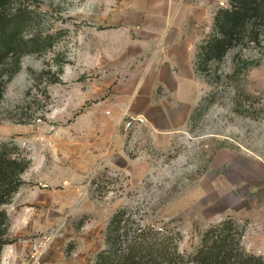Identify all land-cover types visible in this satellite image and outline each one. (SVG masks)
Masks as SVG:
<instances>
[{
  "label": "rangeland",
  "instance_id": "obj_1",
  "mask_svg": "<svg viewBox=\"0 0 264 264\" xmlns=\"http://www.w3.org/2000/svg\"><path fill=\"white\" fill-rule=\"evenodd\" d=\"M222 8L229 0H23L8 9L28 10L25 37L41 46L0 102V145L31 161L4 207L12 244L1 264H94L122 209L133 228L178 233L185 264L225 221L264 258V35L201 66ZM179 44L191 49L188 82L166 69L168 84L144 90ZM141 92L154 103L147 112Z\"/></svg>",
  "mask_w": 264,
  "mask_h": 264
},
{
  "label": "trees",
  "instance_id": "obj_2",
  "mask_svg": "<svg viewBox=\"0 0 264 264\" xmlns=\"http://www.w3.org/2000/svg\"><path fill=\"white\" fill-rule=\"evenodd\" d=\"M23 0H0V102L8 84L21 71L22 59L39 48L27 39L32 23L28 10H17ZM214 37L201 47V66L221 62L237 47L256 45L264 35V0H229V8L219 9L214 19ZM36 41V42H35ZM11 144L0 145V264L10 221L4 207L11 203L24 184L23 175L30 159L16 153ZM128 209L118 211L105 232V248L94 264H185L180 253L179 234L144 226L133 228ZM244 231L232 221L212 227L192 256V264H264V258L251 254L243 246Z\"/></svg>",
  "mask_w": 264,
  "mask_h": 264
},
{
  "label": "crops",
  "instance_id": "obj_3",
  "mask_svg": "<svg viewBox=\"0 0 264 264\" xmlns=\"http://www.w3.org/2000/svg\"><path fill=\"white\" fill-rule=\"evenodd\" d=\"M174 55H175V59L173 61L170 60V62H172V64L171 63L170 64L169 63H160L157 66V71L155 74H153L152 76H150L149 74L147 76H145V83H147V84L144 86L145 88L143 87L144 90H146V88L150 87V85L152 83L154 84L157 81V79L159 80V82H164V83L168 84L169 83L168 78L163 75V73L165 72L166 69L168 72L174 71V73L176 75L180 74L182 77V80H178V81L180 82V84H183V86H184V82H188L189 77L185 76V75H186V73L187 74L190 73L191 68H192L190 47L186 46L185 44L175 45ZM139 98L142 101L141 103H143V105H144V111L145 112H147L150 109V107L153 106V104H154L152 102V100L149 98L148 93H146V92L145 93L141 92L139 95Z\"/></svg>",
  "mask_w": 264,
  "mask_h": 264
},
{
  "label": "built area",
  "instance_id": "obj_4",
  "mask_svg": "<svg viewBox=\"0 0 264 264\" xmlns=\"http://www.w3.org/2000/svg\"><path fill=\"white\" fill-rule=\"evenodd\" d=\"M141 122H142V121H141ZM131 125H132V124H131V123H129V124H128V127H130Z\"/></svg>",
  "mask_w": 264,
  "mask_h": 264
}]
</instances>
